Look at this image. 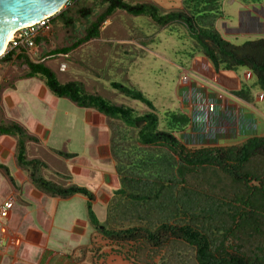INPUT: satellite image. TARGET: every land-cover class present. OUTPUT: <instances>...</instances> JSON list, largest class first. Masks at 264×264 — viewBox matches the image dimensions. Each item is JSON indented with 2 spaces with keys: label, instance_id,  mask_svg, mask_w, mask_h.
Listing matches in <instances>:
<instances>
[{
  "label": "rangeland",
  "instance_id": "rangeland-1",
  "mask_svg": "<svg viewBox=\"0 0 264 264\" xmlns=\"http://www.w3.org/2000/svg\"><path fill=\"white\" fill-rule=\"evenodd\" d=\"M125 1L129 4L145 2L155 4L156 0ZM158 2H161L163 7L155 5L162 12L183 9L181 0ZM220 2L222 19L215 22L214 28L225 41L240 46L248 40L264 35V27L258 35L254 28L245 26V19L242 17L246 14L249 17L259 18L256 9L261 5L244 4L240 0H220ZM80 8L89 10V14L81 16L77 12ZM104 8L105 4L102 0H73L62 9L71 23L65 27L58 19L49 22L48 30H39V37L43 38L41 45L36 46L29 55L33 56L34 52L38 55L46 54L70 45L75 39L83 36L84 29ZM106 21V24L103 23L99 27V38L74 50L67 64L63 61L66 60L64 57L58 58L65 64L62 81H77L88 93L98 94L114 105L131 108L137 115H142L148 111L145 106L112 90L109 83L116 82L139 90L153 103L161 130H165V123L170 114L187 115L190 118L189 124L182 132L175 133V137L188 150L239 145L250 137H264V104L258 107L261 112H256L255 120L258 128L255 131L254 121L251 117L243 115V110L247 111L248 106L245 105L242 110L236 105L229 106L227 104L233 103L224 98L223 93H217L216 82L221 83V80L216 79L217 74L198 53L195 44L189 39L182 26L160 28L147 17H130L120 11ZM261 21L264 24V20ZM30 58L34 60L37 57ZM194 59L201 63H195L196 66L194 65L193 68L191 64ZM61 62L57 63L58 66ZM0 66V73L3 76L0 81V107H2L4 94L13 90V81L26 69L16 61L15 54L9 63L4 65L0 62ZM240 72H243V69H239L237 73ZM235 87V84L229 86L231 91L226 93L230 100H236L233 95ZM59 102L57 112L54 114L50 112L54 117L52 127L54 145L57 149L63 150L62 142L69 139L70 144L68 147L66 145L67 151L82 155L84 150L81 145L86 136L83 117L78 113L82 111L66 99H61ZM110 125L113 126L109 131L110 136L120 130L126 139V144H123L126 150L123 157L121 156L120 167L124 169L123 174L127 177H130L128 166L133 162L136 164L138 160L146 163L150 160L159 162L162 156L168 155L163 149L143 148L137 145L134 142V130L124 129L114 122ZM262 167H264V157L261 160L254 159L247 169L250 172L257 169L258 172ZM134 168L146 171L137 165ZM143 171L141 173H144ZM119 181V187L115 191L124 188L129 194H140L139 188L131 191L130 187L122 182V178L119 177ZM255 185L252 183L250 187ZM169 188L172 201H157L151 208L144 201L133 203L129 199L116 196L113 191L106 199L105 208L96 204L93 206V212L99 222H103L107 215V226L115 230L145 227L149 220L155 221L154 224L172 221L181 225L189 224L192 218H197L201 223H212L210 226L212 234L220 238L231 227L232 217H237L238 220L240 211L244 208L233 203L235 197L241 196L240 181L215 168L199 170L197 175L186 176L182 184ZM175 206L179 209L172 212ZM147 210L151 211L147 213L149 218L145 220L136 218L135 215L144 217L143 214ZM117 211H126V215L116 217L114 212ZM255 232L253 228L239 229L237 233H232V237L239 239L243 252L249 250L251 253L258 246L262 245L264 248V232L262 236L255 235ZM247 235L250 237L247 238ZM231 243L232 240L229 239L227 245L231 247ZM110 245L111 251L126 257L132 264H161L163 253L159 251L149 250L146 247L140 249L135 245L130 247L117 243ZM246 255L250 254L247 252Z\"/></svg>",
  "mask_w": 264,
  "mask_h": 264
},
{
  "label": "trees",
  "instance_id": "trees-1",
  "mask_svg": "<svg viewBox=\"0 0 264 264\" xmlns=\"http://www.w3.org/2000/svg\"><path fill=\"white\" fill-rule=\"evenodd\" d=\"M102 1L105 4L104 10L84 29L83 36L75 39L70 45L57 48L46 54L38 55L37 53L35 56L37 58L34 60L30 58L32 57L29 55L30 53L21 49L9 51L0 58L1 64L6 65L15 54L16 61L26 69L21 76L16 77L12 85L14 86L15 82L21 80H39L56 98L66 99L77 108L98 112L106 119L109 131L113 127L110 124L117 123L124 129L135 131L134 142L140 147L163 149L168 153V155L162 156L159 162L154 160H150L149 163L139 160L137 164L133 162L128 166L130 177H127L123 174L124 169L120 167V159L126 150L125 146L123 147V144H126L125 136L120 130L115 134L112 133L110 153L116 162L117 175L122 178L125 185L130 187L131 191L136 188L140 190L139 196L129 194L122 188L114 192L116 196L129 199L133 203L144 201L151 208L157 201H172L169 186L182 184L186 176L197 175L199 170L215 168L232 179L240 181L241 196L233 199V203L244 207L240 211L238 220L237 217H232L231 223L234 227L231 225L220 238H216L212 234L210 227L212 223H201L197 218H192L193 220L189 224L178 225L172 221H161L154 224L155 221L149 220L145 227L110 229L107 226L108 221L100 223L97 220L92 208L95 198L90 191L76 185H66V181L70 177L65 171L61 176L62 183L45 177L44 174L49 169L53 156L50 152L40 149L39 140L23 126L7 120L0 107V136H9L15 139L17 166L27 173L30 183L47 197L61 200H67L74 196L85 198L88 222L103 239L111 243L126 244L129 247L135 245L136 248L146 247L149 250L159 251L163 253L161 264H264L262 245L254 248L251 253L249 250L243 252L239 239L235 236L232 237V233H237L239 229L249 228L251 230L253 228L256 230L255 235L259 236H262L264 232V167L258 172L257 169L251 170V172L247 169L254 159L261 160L264 157V137H250L239 145L188 150L176 139L175 133L182 132L187 127L190 122L189 117L184 114L178 116L170 114L165 123V130H161L153 103L141 91L120 83H109L112 90L125 98L142 104L148 110L142 115H137L131 108L114 105L98 94L88 93L77 81H62L64 71L60 70V66L65 64L61 62L62 60H58V58L64 57L66 60L63 61L67 64L73 51L89 41L98 39L99 27L120 11L130 17H147L160 28L172 25L182 26L186 30L187 36L195 44L198 53L204 57L213 72L217 74L218 78L216 77V79L220 80L223 72H235L239 69L250 72L254 78L253 84L249 87L242 85L239 90L234 91L233 95L236 98L248 102L253 89L259 90L264 98V35H259L264 30V24L261 21L264 20V0H240L244 4L261 5L259 9H256L260 18L242 15L245 19V26L254 28L259 37L248 40L240 46L225 41L214 28L215 22L222 19L220 0H182V11L170 12H162L157 5L147 2L129 4L125 0ZM72 2L73 0H69L68 4ZM77 12L81 16L89 14V10L85 8H80ZM55 19L60 20L65 27L71 23L65 11L50 18L49 22H53ZM42 39L39 34L35 37V47L41 45ZM60 62L61 64L58 66L57 63ZM232 85L233 83L229 86ZM29 146L39 147L37 149L40 152V157L29 158L27 155ZM51 153L62 160L74 158V155L64 151ZM136 165L139 168L143 167L146 171L136 170L134 168ZM0 171L13 185L8 169L0 164ZM142 171L144 173H141ZM252 183L254 185L257 183V185L250 187ZM178 209L175 206L172 212ZM120 210L121 208L118 209V211ZM148 211L143 214L144 217L135 216L138 220H145L149 218ZM117 212H114L116 217L126 215V211ZM229 239L232 240L231 247L227 245ZM247 252L250 255H246Z\"/></svg>",
  "mask_w": 264,
  "mask_h": 264
},
{
  "label": "crops",
  "instance_id": "crops-1",
  "mask_svg": "<svg viewBox=\"0 0 264 264\" xmlns=\"http://www.w3.org/2000/svg\"><path fill=\"white\" fill-rule=\"evenodd\" d=\"M158 1L154 3L162 6ZM36 55L37 52H34L33 56ZM195 63L201 62L194 59L191 67L196 66ZM237 72L222 73L219 78L221 83L218 81L215 85L217 93H223L224 98L233 103L227 104L229 106L236 105L241 110L248 106L247 111L243 110V115L251 117L257 131L255 117L256 112H261L259 105L264 104L262 93L253 89L248 102L235 96L236 100H230L226 94L231 91L229 85L232 83L236 86L235 91L242 85L249 87L253 84L254 78L249 71ZM2 79L0 73V81ZM14 86L10 93L3 96L2 111L7 120L23 126L39 140L40 149L53 156L45 177L62 183L61 176L65 171L70 177L66 185L86 188L95 198L93 206L98 204L105 208L106 199L118 189L120 183L116 163L111 158V136L105 118L94 110L78 108L82 111L78 113L83 117L82 123L86 128L81 145L84 153L79 155L67 151L69 139L62 142L63 150L57 149L52 137L54 117L50 112H57L61 99L53 96L36 79L17 81ZM239 102L242 105L239 106ZM37 148L28 147L29 158L40 157ZM56 151H64L74 155V158L62 160L51 153ZM0 164L8 169L14 183L12 185L0 171V206L8 200L12 201L9 215L0 219V229H5L4 233L0 230V264H132L126 257L111 251V242L91 228L85 198H50L30 183L27 173L17 166L16 141L12 137L0 136ZM106 217L100 223H105Z\"/></svg>",
  "mask_w": 264,
  "mask_h": 264
},
{
  "label": "water",
  "instance_id": "water-1",
  "mask_svg": "<svg viewBox=\"0 0 264 264\" xmlns=\"http://www.w3.org/2000/svg\"><path fill=\"white\" fill-rule=\"evenodd\" d=\"M68 2L69 0H0V53L5 50L12 30L48 20L58 15Z\"/></svg>",
  "mask_w": 264,
  "mask_h": 264
},
{
  "label": "built area",
  "instance_id": "built-area-1",
  "mask_svg": "<svg viewBox=\"0 0 264 264\" xmlns=\"http://www.w3.org/2000/svg\"><path fill=\"white\" fill-rule=\"evenodd\" d=\"M49 19L43 22H40L36 25H31L18 29L12 36L11 40L7 43L5 51L0 58H2L7 52L21 49L26 53H30L35 49V37L39 34V30H48L49 29ZM60 70H65V65L60 66ZM12 209V201L8 200L0 206V219H5L9 215ZM2 233L5 232L4 228L0 229Z\"/></svg>",
  "mask_w": 264,
  "mask_h": 264
},
{
  "label": "bare ground",
  "instance_id": "bare-ground-1",
  "mask_svg": "<svg viewBox=\"0 0 264 264\" xmlns=\"http://www.w3.org/2000/svg\"><path fill=\"white\" fill-rule=\"evenodd\" d=\"M29 26H30V25H29ZM25 27H27V26H25ZM19 29H20V28H19ZM17 30H18V29H14V30H12L10 36L8 37V39H7V41H6V44L11 40L13 34H14ZM4 51H5V50L3 49L2 52H1L0 54H3Z\"/></svg>",
  "mask_w": 264,
  "mask_h": 264
}]
</instances>
